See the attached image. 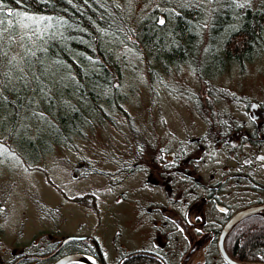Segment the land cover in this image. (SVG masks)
Wrapping results in <instances>:
<instances>
[{
	"label": "trees",
	"instance_id": "trees-1",
	"mask_svg": "<svg viewBox=\"0 0 264 264\" xmlns=\"http://www.w3.org/2000/svg\"><path fill=\"white\" fill-rule=\"evenodd\" d=\"M127 54L144 70L150 104L164 90L184 98L194 116H228L218 112L224 91L215 81L232 71L241 78L254 60L264 66V0H155L133 19L118 0H0V134L11 151H76L78 141L105 140L97 135L108 128L119 141H146L147 123L135 126L124 107L122 87L135 71ZM215 127L226 131L225 121ZM106 140L114 155L113 138ZM226 247L236 261L264 263V218L238 223ZM56 248L32 239L17 264H49L72 252L102 256L96 240H71L47 257ZM115 264L163 263L130 253Z\"/></svg>",
	"mask_w": 264,
	"mask_h": 264
},
{
	"label": "rangeland",
	"instance_id": "rangeland-1",
	"mask_svg": "<svg viewBox=\"0 0 264 264\" xmlns=\"http://www.w3.org/2000/svg\"><path fill=\"white\" fill-rule=\"evenodd\" d=\"M118 1L133 19L151 7L155 0ZM127 55L129 66L135 69L130 70L134 79H126L122 90L128 93L124 107L128 116L136 118L134 125L140 128L136 124L139 121L143 125L144 122L156 121L155 118H164L170 130L180 134V137L192 134L191 138H199L204 125L199 118L198 126L195 125L191 105L186 104L184 98L180 99L164 90L156 101L160 104H150L144 70L135 68V64L139 65L133 61L135 57ZM235 73H224L222 78L215 81L224 91L218 112L228 114L229 105L235 117H242L245 116L242 107L225 99L232 97L238 103L245 99L248 102L264 101V66L254 60L246 64L241 78L234 77ZM232 90L239 95H230L228 92ZM147 128L148 125H145L144 129ZM157 132L158 137H162L164 131L157 128ZM105 133L97 135L105 138L102 141L94 142L92 137L85 143L76 142L80 149L74 153L65 147L55 146L34 161L26 155L13 153L8 140L0 134V264L9 263L13 257L16 260V256L23 251V245L32 239L44 243L52 241L58 246L64 238H94L106 253L108 264H115L120 256V245L128 250L149 248L162 252L169 241L171 247L174 242L176 246L187 247L198 244L200 248L206 246V253L208 249L210 251L209 233H204V226L199 227L198 221L194 219V215L198 216L199 207H192L195 209L192 212L187 209L185 213L191 231L183 228V220L176 219L174 211L162 213L160 208L164 209L168 202L157 198L156 191L153 195L151 185H138L137 182H143L142 177L131 182L127 174L118 171V156L109 153L106 145L110 141L106 138H113L118 148L120 144L116 137L119 135L112 128H108ZM150 134L149 130L145 135L148 137ZM220 154H226L225 150L224 153L218 151V154L213 155L212 149L208 148L201 162L204 175L231 164L222 161ZM83 160L88 163L86 167L78 164ZM213 176L216 177V174ZM121 192L122 199L118 198ZM147 193L151 195L145 200ZM74 195H83V199L71 200ZM152 196L155 197L151 200ZM197 230L202 232L197 233ZM200 248L189 264L204 260L205 250ZM172 250L168 254L171 264L179 256L178 252L172 253ZM212 260L216 262L214 256Z\"/></svg>",
	"mask_w": 264,
	"mask_h": 264
},
{
	"label": "flooded vegetation",
	"instance_id": "flooded-vegetation-1",
	"mask_svg": "<svg viewBox=\"0 0 264 264\" xmlns=\"http://www.w3.org/2000/svg\"><path fill=\"white\" fill-rule=\"evenodd\" d=\"M229 103L234 104L235 102ZM239 106L242 107L245 116L235 117L232 110H229L231 108L229 105L228 112H230V115L225 117H199L195 115V125L198 126V118L204 125L203 133L195 139L191 138L192 134L188 136L184 134L183 137H180V134L170 130L164 118H155L157 122L153 120L147 123L149 127L147 130H150L151 134L146 141L140 142L139 139H132L127 142L121 139L119 141L120 145L114 153L118 156V171L127 174L131 182L138 181L142 177L143 182H137V184H142L141 186L144 187L151 185L153 195L156 191L158 193L157 198H162V200L168 202L164 209L160 208L161 212L174 211L176 219L183 220L185 225L183 228H189L186 215L187 209L192 212L195 210L192 207H199L198 216L194 215V219L196 218L198 221L199 227L204 226L206 230L204 233H209L208 247L210 251L208 249V253H206V246L205 248L202 247L205 250L204 260L195 264H226L217 249L218 236L222 227L241 209L264 204V101H244L240 102ZM224 121L226 131L219 132L215 126L222 124ZM210 124L211 126H208ZM157 128L164 131L161 133L162 137L160 135L158 137ZM208 148L212 149L213 155L218 154V151L224 153L225 150L226 154H220L222 161L231 164L220 166L221 170L217 168L216 171L204 175L201 162ZM26 156L32 158L33 161L38 157L35 155V158L29 155ZM88 162H90L89 159ZM78 164L83 165L82 167L88 165L85 160ZM213 174H216V177ZM150 195L151 193H147L145 200ZM86 196L87 193L84 197ZM122 196V192L118 194V198L122 199ZM82 197L74 195L73 199L69 198L71 200H82ZM154 197L152 196L150 199L152 200ZM174 216L172 217L174 218ZM253 216L264 218V208L261 210V214ZM146 228L148 227L146 226ZM189 229L191 231V228ZM200 232L202 230H197V233ZM168 233L170 235V231ZM229 233L225 238V248L228 254L229 251L226 246ZM71 240L95 241L94 238L89 239L83 236L64 238L47 257L54 256L60 247ZM168 247L173 249L172 253L178 252L179 255L178 260L173 264H189L198 252V248H200L198 244L189 247L187 245L176 246L175 242L174 246L171 247L169 241L164 245L162 252L150 250L149 248L128 250L120 245L121 252L116 261L125 254L142 253L155 256L163 264H171L168 256L170 249ZM167 249L169 250L167 251ZM23 251H25V245H23ZM101 253V257L88 255L96 258L102 264H108L106 253L102 249ZM64 255L67 254L57 256L53 259L52 264ZM213 256L216 258V262L212 260ZM23 259L24 257L19 254L18 257L16 256L17 261L14 260L13 264H17Z\"/></svg>",
	"mask_w": 264,
	"mask_h": 264
},
{
	"label": "water",
	"instance_id": "water-1",
	"mask_svg": "<svg viewBox=\"0 0 264 264\" xmlns=\"http://www.w3.org/2000/svg\"><path fill=\"white\" fill-rule=\"evenodd\" d=\"M264 204L260 206H249L236 212L222 227L217 241V249L220 257L226 264H264L261 262L236 261L227 253L225 248V238L231 229L242 220L253 215L261 214ZM53 264H102L96 258L83 253H71L57 259Z\"/></svg>",
	"mask_w": 264,
	"mask_h": 264
},
{
	"label": "snow or ice",
	"instance_id": "snow-or-ice-1",
	"mask_svg": "<svg viewBox=\"0 0 264 264\" xmlns=\"http://www.w3.org/2000/svg\"><path fill=\"white\" fill-rule=\"evenodd\" d=\"M28 19H31V18L29 17ZM42 19H48V18H42ZM159 23L163 24V23H164V20L161 19V20L159 21Z\"/></svg>",
	"mask_w": 264,
	"mask_h": 264
}]
</instances>
